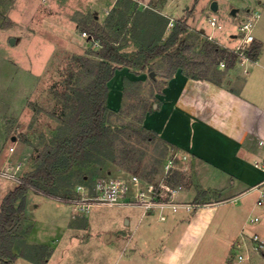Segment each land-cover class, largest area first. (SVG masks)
Listing matches in <instances>:
<instances>
[{
	"label": "rangeland",
	"instance_id": "1",
	"mask_svg": "<svg viewBox=\"0 0 264 264\" xmlns=\"http://www.w3.org/2000/svg\"><path fill=\"white\" fill-rule=\"evenodd\" d=\"M248 1L197 0L196 13L193 14L194 6L186 12V15L195 16L185 35L192 50L203 52L208 42L222 48H225L222 43H237L243 36L238 27L244 21L243 6ZM214 2L217 3L215 10L212 8ZM153 3L159 7V0ZM78 4L73 0H0V203L7 191L22 182L23 176L37 165L38 154L45 146L55 144L61 131H65L70 109L67 98L76 97L81 84L80 73L84 70L81 58L101 48V42L90 38L84 31L95 23L97 12ZM124 6L125 14L119 13L114 17L110 34L121 37L119 41L125 53H134L151 41H163L169 36L171 29H168V35L159 33L168 23L157 17V13L150 9L141 13L136 7ZM234 9L239 11L232 14ZM110 14H115V8ZM208 15L215 16L222 28L211 27ZM101 26L104 27L105 23ZM202 28L207 33L213 31L217 40H209L206 34L201 33ZM233 34L237 36L233 37ZM219 60L224 59L220 56ZM168 66L167 57H158L145 70L120 67L124 68L122 76L127 93L122 99L114 94L113 99L108 101L114 111L108 123L115 129H121L119 147L126 146L129 157L124 164L106 161L102 168L110 169L109 176L136 174L142 180L154 183H161L167 178L169 183L181 184L184 188L196 184L200 168L192 165L189 159L156 134L139 132L142 126L140 118L157 102L154 93L166 85ZM217 68L223 75L213 69L210 76L222 78L228 72L220 63ZM151 72H154L153 76ZM121 73L119 71L115 76L112 93L118 90ZM126 78L130 82H125ZM120 148L119 159L124 154ZM99 167L91 161L78 162L69 171L60 174L52 187L57 196L46 195L36 189L28 192L26 214L37 221L36 239L41 240L49 234V238H53L58 245L48 264H107L114 257L112 252H117V246L112 249L111 245L105 244V238L119 223L122 225L123 213L131 208L96 204L84 213L76 211L68 199L69 196L76 198L79 195L76 191L78 185L92 186ZM6 172L9 177L4 175ZM179 199L182 200L181 196ZM211 199L199 201L208 202ZM255 199L256 193H247L219 204V207L230 213L236 206L244 204H248L245 206L250 209ZM254 217H258L259 221L251 223L250 219ZM238 218L235 226H224L220 232L233 237L241 227L239 223L242 225L247 221L246 229L240 234L241 237H248L245 244L241 248L230 249V259L227 256L225 261L226 247L218 241L213 242L200 249L193 264H230L231 258L239 264H264V248L257 251L252 243L255 234L264 241V205ZM55 224L60 227H55ZM29 225H21L22 234L30 231ZM212 228V231H217L216 223ZM25 251L31 257L38 256L32 248ZM240 254L244 256L243 261L238 260L237 255ZM26 259H18L16 264H39Z\"/></svg>",
	"mask_w": 264,
	"mask_h": 264
},
{
	"label": "crops",
	"instance_id": "2",
	"mask_svg": "<svg viewBox=\"0 0 264 264\" xmlns=\"http://www.w3.org/2000/svg\"><path fill=\"white\" fill-rule=\"evenodd\" d=\"M73 1L95 10V22L99 25L105 23L101 27L108 32L111 28L108 25L114 17L119 13L125 14V4L136 7L141 13L150 9L168 23L169 27L163 26L159 32L162 36L168 35V29L172 30L180 19L187 18L190 30L191 19L195 16L186 15V12L191 11L194 6L195 14L197 3V0H159L157 7L155 3L152 4L154 0ZM243 7L244 20L252 12L259 13L252 31L255 41L262 45L257 58L244 61L238 59L234 68L229 69L220 80L216 79L219 83L216 80L190 77L178 69L172 77L166 79V85L154 93L157 102L146 112L142 123L185 159H189L192 165L200 168L196 184L185 187L181 192L182 201L186 199L196 203V198L213 199L208 202L199 201L202 202L201 205L192 211H168L166 220L159 217L158 211L144 212L140 207H127L131 210L123 213L122 225L119 223L105 240V244L111 245L112 249L117 246V252H112L114 257L107 264H193L200 249L207 248L208 244L216 241L226 247L227 255L223 258L226 261L230 249L238 248L240 242L247 241V236H240L248 225L247 221L242 225L239 223L241 227H238L239 231L233 237L220 232L224 226H235L240 215L249 214L250 210L260 206L257 203L259 191L253 187L264 179V171L255 164L264 158V0H249ZM113 8L114 15L110 14ZM234 10L232 14L239 11ZM126 21L129 23L128 19ZM200 31L206 35L213 34V31L207 33L204 28ZM115 37H118V41L121 39L119 35ZM241 41L242 37L237 43L222 45L236 49ZM123 70L124 68H118L115 74L116 76L119 71L122 72L118 78L120 82L116 93H112L111 88L115 76L109 81V102L114 94L121 99L125 96ZM247 193H256L250 209L245 206L248 204H244L236 206L230 213L219 207V204ZM263 205L264 201L261 206ZM24 221L30 224L31 229L15 245L17 257L14 264L25 257L29 262L41 264L46 260L45 264H48L58 247L57 243L49 238V234L37 240V221L31 220L26 212ZM214 223L218 227L217 231H212ZM55 227L60 226L55 224ZM26 248H32L36 254H41L31 257L27 255L29 252L25 251ZM229 263L239 264L234 258Z\"/></svg>",
	"mask_w": 264,
	"mask_h": 264
},
{
	"label": "trees",
	"instance_id": "3",
	"mask_svg": "<svg viewBox=\"0 0 264 264\" xmlns=\"http://www.w3.org/2000/svg\"><path fill=\"white\" fill-rule=\"evenodd\" d=\"M187 21V18L178 20L165 40L151 41L131 54L125 53L118 37L101 28L97 22L84 29L90 38L101 42V48L91 52L90 56L81 58L84 61V70L80 73L81 84L78 86L76 97L67 98L70 109L65 131H61L55 144L45 146L38 154L37 165L23 176L22 182L7 192L1 202L0 263L14 264L17 257L14 252L15 245L27 234H22L21 225L25 222L27 195L31 189L57 196L52 190L57 178L73 168L76 163L91 161L98 164L100 167L95 176L98 178L110 174V169L102 168L106 161L124 164L129 157L126 146L119 147L121 129H115L108 123L109 117L114 114L108 105L109 81L115 76L118 68L127 66L145 70L154 59L167 57V79L181 69L190 77L214 81L221 79L210 76L213 69H218L220 56L225 60L226 71L235 67L238 55L213 42L206 43L203 52L193 51L185 36L189 32ZM108 26L110 27L111 23ZM261 46L260 42H252L248 50L250 58H257ZM218 73L223 75L221 70H217ZM125 82L130 80L126 78ZM124 91L127 93V87ZM148 110H145L140 118L141 125ZM139 129L141 133H153L143 125ZM118 148L124 153L120 159ZM171 174L173 175L174 171ZM196 200V203H199V198ZM40 254L39 252L38 255ZM45 263L46 260L41 262Z\"/></svg>",
	"mask_w": 264,
	"mask_h": 264
},
{
	"label": "built area",
	"instance_id": "4",
	"mask_svg": "<svg viewBox=\"0 0 264 264\" xmlns=\"http://www.w3.org/2000/svg\"><path fill=\"white\" fill-rule=\"evenodd\" d=\"M259 16L258 12H252L247 19L239 23V32L243 33L241 44L236 49H229L234 51L238 57L244 61L250 59L248 50L255 37L252 33L255 19ZM211 27L222 28L221 24L215 16L208 19ZM172 25V22H170ZM86 34V32H85ZM209 40H217L213 34L207 35ZM218 43L217 41H215ZM222 67H226L225 60L220 62ZM256 166L264 171V158L255 162ZM170 167V166H169ZM167 168V171L169 170ZM9 177V173H4ZM11 177V176H10ZM14 177V176H13ZM253 189L259 191L258 205H262L264 201V179L255 185ZM184 186L181 184H171L166 178L161 183H154L142 180L138 175L131 174L129 176H101L95 180L91 187L86 185H78L76 191L79 195L76 198H68L72 201L76 211L86 213L93 205L105 204L112 206L124 207H140L144 212L158 211L159 217L166 220L168 211H179L185 209L192 211L201 203L187 202L179 199ZM259 218H251V222H258ZM252 243L255 250L264 248V241L255 234L252 237ZM245 244L240 242L237 247L241 248ZM240 260L244 259L242 254L238 255Z\"/></svg>",
	"mask_w": 264,
	"mask_h": 264
},
{
	"label": "water",
	"instance_id": "5",
	"mask_svg": "<svg viewBox=\"0 0 264 264\" xmlns=\"http://www.w3.org/2000/svg\"><path fill=\"white\" fill-rule=\"evenodd\" d=\"M212 8H213L214 10L217 9V3H216V2H214V3L212 4ZM233 12H235V10H233ZM11 41L14 42V39L12 38ZM151 75L153 76V75H154V72H151ZM108 237H110V236L107 234V235H106V238H105L106 241H107Z\"/></svg>",
	"mask_w": 264,
	"mask_h": 264
}]
</instances>
